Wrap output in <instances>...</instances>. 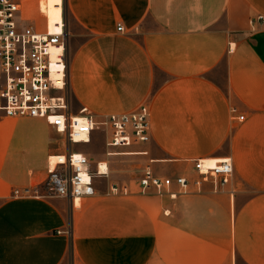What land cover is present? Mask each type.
<instances>
[{
  "label": "crops",
  "instance_id": "0c3cea01",
  "mask_svg": "<svg viewBox=\"0 0 264 264\" xmlns=\"http://www.w3.org/2000/svg\"><path fill=\"white\" fill-rule=\"evenodd\" d=\"M66 13L87 35L67 48L74 99L95 116L148 106L152 142L106 148L92 169L109 174L79 209L14 197L27 180L0 144V264H264V0H65ZM120 156L143 157L141 179L199 180L190 161L206 158L231 159L234 174L176 200L113 194Z\"/></svg>",
  "mask_w": 264,
  "mask_h": 264
},
{
  "label": "built area",
  "instance_id": "2783aa9c",
  "mask_svg": "<svg viewBox=\"0 0 264 264\" xmlns=\"http://www.w3.org/2000/svg\"><path fill=\"white\" fill-rule=\"evenodd\" d=\"M61 1L62 4L55 5L61 21L51 27L41 10L40 0H0V116L43 120L65 137L66 151L56 156L57 163L54 168L49 167L42 186L50 194L47 196L70 200L73 207L79 209L83 199L96 196L95 180L107 177L109 169L102 172L103 163H98L94 171L90 157L73 151L72 146L79 145L77 141L82 137L92 139L97 131H102L106 137L108 157L114 156V150L147 145L152 142L151 112L148 106H142L130 113L102 115V121L98 122V116L82 108L73 117L65 94L67 24L65 0ZM26 4H31L27 17L24 15ZM258 22H263V18L259 17ZM255 24L251 22L253 30H256ZM118 31H124L121 24ZM244 119V116L237 117L239 122ZM190 163L192 174H197L202 182L225 186L230 184L234 174V165L228 158L195 159ZM191 183L201 186L200 181H193L191 177L158 178L145 172L139 189L141 193L153 190L159 196L176 200L180 195L189 194ZM175 187L178 192L174 191ZM110 189L113 194L121 192L118 186ZM13 196L46 198L40 195L38 187L15 189Z\"/></svg>",
  "mask_w": 264,
  "mask_h": 264
},
{
  "label": "rangeland",
  "instance_id": "374dc122",
  "mask_svg": "<svg viewBox=\"0 0 264 264\" xmlns=\"http://www.w3.org/2000/svg\"><path fill=\"white\" fill-rule=\"evenodd\" d=\"M61 4L58 0H40V7L49 21L61 18L60 11L55 5ZM31 4L24 6V15L27 17L30 12ZM31 12H33L31 10ZM69 21V22H68ZM65 22L68 23L67 30V48H74L87 39V35L65 15ZM69 51V50H68ZM70 56L68 54V65ZM72 115H78L82 110L81 106L74 99L69 85L65 90ZM62 96V94H60ZM7 117L0 116V144L5 145L7 161L10 163V171L18 179H26L25 184H17V187H38L40 195L46 198H52L45 187L42 186L48 176L49 167L53 168L56 156L62 155L65 146V137L58 134L57 131L48 125L46 121L39 119H4ZM97 121L101 122L102 117L98 116ZM94 136V135H93ZM91 144L73 146L77 152L87 153L92 161H98L102 154L106 152V137L102 131H97L92 139ZM55 141V155L48 151L52 149V143ZM4 147V146H3ZM85 150V151H84ZM124 150H116L120 154ZM54 154V153H53ZM143 157H116V182L122 190L127 185L133 186L134 190L139 189L142 169L145 167L142 163ZM183 165H186L183 163ZM21 166L22 169L19 167ZM161 168H166L160 164ZM9 170V169H8ZM195 175V174H193ZM164 177L171 178L169 174L163 173ZM202 182L200 179L196 180ZM13 195V192H12ZM57 199V198H56Z\"/></svg>",
  "mask_w": 264,
  "mask_h": 264
},
{
  "label": "bare ground",
  "instance_id": "6f19581e",
  "mask_svg": "<svg viewBox=\"0 0 264 264\" xmlns=\"http://www.w3.org/2000/svg\"><path fill=\"white\" fill-rule=\"evenodd\" d=\"M58 1H61V0H58ZM61 4H62V1H61ZM56 21H61V18H59V19H54V20L49 21L50 26L52 27L53 24H54ZM73 117H76V115H75V116L73 115ZM90 142H91V139H90L89 137H82V140L77 141L78 144H88V143H90ZM215 160H219V159H215ZM220 160H223V159H220ZM56 163H57V158H56V160H55V162H54L53 168H54V166L56 165ZM103 165L105 166L106 164H105V163L101 164V171H102V172H106L107 169H108V167H107V165H106L107 169H106V171H103V167H104ZM77 206L79 207L80 204L77 203Z\"/></svg>",
  "mask_w": 264,
  "mask_h": 264
}]
</instances>
